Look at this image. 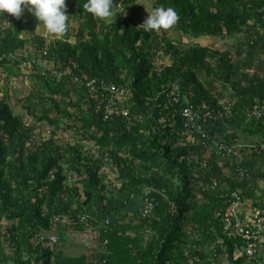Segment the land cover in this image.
Listing matches in <instances>:
<instances>
[{
    "label": "trees",
    "instance_id": "16d2710c",
    "mask_svg": "<svg viewBox=\"0 0 264 264\" xmlns=\"http://www.w3.org/2000/svg\"><path fill=\"white\" fill-rule=\"evenodd\" d=\"M134 1L113 0V8ZM85 2L66 0L68 30L50 39L37 31L39 25L45 27L27 9L20 17L0 13V68L25 83L27 78L37 82L14 101L26 116L0 96V264H190L204 253L216 258L214 251L218 254L224 248L230 264H244V258L234 255L237 240L224 236L214 213L228 206L227 192L239 190L244 199H255L264 180V150L244 161L249 172L239 180L236 159L220 157L213 146L217 138L228 145L239 141L238 132H230L231 125L250 135L262 134L264 143V119L247 117L250 109L264 103V0L153 4L152 9L161 5L175 9L178 19L172 27L182 39L240 35L243 41L234 54L175 37L160 42L158 32L143 29L147 17L138 21L134 14L123 17L115 11L116 20H104L87 12ZM163 56H169L170 63L163 62ZM201 74L219 82L221 91L208 90ZM75 76L105 78L129 91V116L105 119L100 101ZM175 83L182 91L178 103L166 91ZM226 89L233 100L229 117L221 116ZM188 102L202 111L201 131L185 127L181 111ZM46 126L48 135L43 131ZM71 127L76 132L72 140L57 137L59 130ZM88 141L95 146L85 147ZM108 165L122 180L113 192L139 188L144 199H154L150 216L143 218L140 206L138 210L129 198L108 202L106 193L113 184L105 171ZM225 167L231 169L230 176ZM69 174L75 178V193L84 194L75 208ZM132 204L140 220L112 217L115 212L124 217L122 210ZM191 212L194 225L205 230L200 240L186 243L184 226ZM59 213L75 227L98 229L97 258L58 262L52 258L57 246L36 245L38 235ZM82 213L89 216L80 223ZM145 230L154 232L151 240L144 239ZM218 239L214 251H204L207 243ZM189 243L193 249L188 253Z\"/></svg>",
    "mask_w": 264,
    "mask_h": 264
},
{
    "label": "rangeland",
    "instance_id": "374dc122",
    "mask_svg": "<svg viewBox=\"0 0 264 264\" xmlns=\"http://www.w3.org/2000/svg\"><path fill=\"white\" fill-rule=\"evenodd\" d=\"M155 1L156 0H135L134 2L127 4L125 6H123L122 4H118L116 6L115 11L121 14L123 17H127V15L129 16L130 14H134L135 17L139 21L150 15V11L152 10V6L155 3ZM112 19L116 20L117 18H112ZM73 24H74L73 27L77 29L78 25L76 21H74ZM37 31L41 35H44L45 37H49L48 39L54 38L55 36H57V35L49 33L46 29H44L40 25L37 27ZM31 32L32 30L29 29L25 32V35L27 37H30ZM157 35H158V41L160 42L162 40L163 41L166 40V38H169V37H175L176 39L178 38L182 39L181 34H179V32L173 29V27L168 30H161L160 32L157 33ZM74 39H75L74 36H72L71 40L74 41ZM182 40L185 43H190V44L209 45L210 47H213L217 51H220L222 49H227L231 51L233 54L235 53V51H237V48H238L237 46L239 44V41L240 42L243 41L241 40L240 35L235 34V33H233V35L231 34L229 36H224L223 38H209L207 36H203L201 38L194 39V38L185 36L183 37ZM170 60L171 59L169 56H163V62L165 61L166 63H170ZM213 61L215 60L213 59ZM27 63L28 65H30L29 61ZM200 78L208 90L221 91V84H219V82L213 81L211 78L207 77L205 74H201ZM26 80L27 81L25 83L22 81V78L19 79L13 76L10 77L7 71L4 70L3 72V69L0 68V96H6L11 102V104H13L12 106H14L13 108L15 109V112L25 113V116H26V111L24 110V108H22V106L20 105L17 106L14 101L17 98L22 99L24 95H26L31 89H33L37 85V82H35L34 80H31L29 78H27ZM224 91H226V95L228 99L232 98L231 93H230L231 91L229 89H226ZM47 127L48 126H46L45 129H43L44 135L49 134V128ZM229 129L233 131L234 129H236V132H238L239 134L240 142L248 143V144H253V143L261 144L262 143V139H263L262 134H257L255 136H257L258 138L255 137L254 139H252L250 138L251 136L248 135L246 131H243V130L238 131L235 125H231V128ZM75 133L76 132H75L74 127H71L67 130V132L59 130L57 133V137L60 138L61 140H72L74 137H76ZM84 143H85V147L95 146L94 142L92 141H88ZM114 170L116 169L113 166L108 165L105 167V171L109 175L108 177L113 178V184L110 185L109 183V186H108L109 193H106L108 202L110 200H113V197L114 198L118 197V201H120L121 199L129 198L132 202L138 205V210H139V206L141 210V207L143 206L145 199L144 197H142L141 192H139V188H135V189L131 188L128 192H124L119 195L117 194V192L115 191L113 192L112 187L113 186L118 187L122 182V180L118 178L119 174H117V172ZM225 174L226 176L231 175V169L229 167L227 168L225 167ZM73 181H75V178L73 176H68L67 185H69V187L71 188L69 193L72 195V202H73L72 207L75 208L77 205L78 198H83L84 194L82 195L78 193L77 195L75 193ZM260 191H261L260 193H264V180L261 182ZM145 192H147V190H145ZM196 195H197L198 200L200 201L203 200L200 190L196 191ZM247 203H249V201H247ZM136 205L132 204L131 207L128 205L124 210H122V214L124 215V217H121L119 212L113 213L112 217H114L117 220L124 219L127 222L129 221L135 222L138 219L140 220V214L139 212H137ZM192 214L193 213L191 212L190 219L189 221H187V223L184 226L186 243L188 240H191L192 238L200 240L203 235V230H205L204 227L200 228L199 225H194L196 222H194L191 216ZM4 223L7 224V221H4ZM10 224L11 223H9V225ZM72 224L70 223L67 224L65 222L61 223L60 229H59L60 241L57 244V247L55 246L56 254L55 256L52 255V258H56V261L58 262L65 260V261H71V263L77 262V260L83 261L84 259L89 258V256L97 258L98 253H96V250H97L96 247H98V241H99L98 240V236H99L98 229L95 227H92L91 225L89 226L86 224L78 225V227H75ZM147 231L146 230L143 231L142 235L145 240H151V237L153 236L154 232H152L151 230V232L149 231L148 233ZM218 241L220 240L218 239L211 243H207L204 246L205 248L204 251H207V252L214 251L216 246L218 245ZM192 249L193 247L189 243L188 247L185 248V251L189 253V251H191ZM215 253L216 252L214 251V255L216 256V258L210 256L207 253H204V255H199L197 258L193 259L190 262V264H230L227 259L226 251H224V249L222 252L218 254H215ZM242 258H244V264H260L259 261L252 262L247 257H242Z\"/></svg>",
    "mask_w": 264,
    "mask_h": 264
},
{
    "label": "built area",
    "instance_id": "2783aa9c",
    "mask_svg": "<svg viewBox=\"0 0 264 264\" xmlns=\"http://www.w3.org/2000/svg\"><path fill=\"white\" fill-rule=\"evenodd\" d=\"M27 53V51H26ZM76 81L84 83L88 93L96 100L100 101L103 106V115L108 119L114 115L129 116V109L126 106L129 91L120 88L116 84L110 82L105 78H88L86 76H75ZM84 79V80H82ZM168 95L174 103H178L182 97L181 87L175 83L171 89H167ZM222 105L221 116L229 117L233 113V100L224 98L220 100ZM182 116L185 120V127L188 130L197 129L201 131L202 128L198 124L201 120L202 111L194 104L188 102L182 108ZM247 117L249 120L264 119V103L255 105L248 111ZM230 132H232L230 130ZM190 140L193 138L192 134L189 135ZM214 150L223 158H235L236 165V178L243 180L249 172L248 168L242 165L244 161L252 154H260L264 150V143L261 144H248L240 142L232 145L226 144L222 139H215ZM210 150L206 157L210 155ZM220 166L224 167V161L220 162ZM69 176H72L69 174ZM263 181V180H262ZM259 184L261 185V182ZM217 186V181L214 182L213 187ZM260 190L255 191V199H244L241 191L227 192L224 195L225 201L228 206L226 209H219L215 211V220L221 222L222 231L226 238L237 240L235 250V258L247 257L250 260H256L259 251L264 243V193ZM249 201V203H247ZM155 206L154 199L146 198L142 207L141 216L147 218L151 215ZM87 213L79 215V222L83 223L88 218ZM62 222L72 224V220L59 213L52 220L51 226L47 231L40 233L36 239V245L43 247L54 248L60 241L59 229ZM221 242V241H220ZM226 251V248H224Z\"/></svg>",
    "mask_w": 264,
    "mask_h": 264
},
{
    "label": "clouds",
    "instance_id": "9594fccd",
    "mask_svg": "<svg viewBox=\"0 0 264 264\" xmlns=\"http://www.w3.org/2000/svg\"><path fill=\"white\" fill-rule=\"evenodd\" d=\"M66 7V0H0V13L7 12L20 17L27 9L49 33L57 36L66 33L69 27ZM83 7L96 18L108 20L115 15L113 0H86ZM177 19L174 8L161 5L150 11L142 26L145 31L160 32L170 29Z\"/></svg>",
    "mask_w": 264,
    "mask_h": 264
},
{
    "label": "crops",
    "instance_id": "0c3cea01",
    "mask_svg": "<svg viewBox=\"0 0 264 264\" xmlns=\"http://www.w3.org/2000/svg\"><path fill=\"white\" fill-rule=\"evenodd\" d=\"M230 128H231V127H230ZM231 131H232V132H235L236 129H234V131H233V130H231ZM247 134L250 135L249 132H248ZM250 136H251L250 138H252V139H254L255 137L258 138V137L255 136V135H250ZM250 261L254 262V261H256V260H250ZM257 261H259L260 264H264V243H263V245H262L261 250H260L259 253H258ZM255 263H256V262H255Z\"/></svg>",
    "mask_w": 264,
    "mask_h": 264
}]
</instances>
